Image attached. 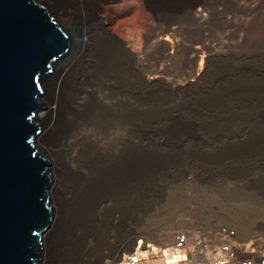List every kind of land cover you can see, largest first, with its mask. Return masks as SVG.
<instances>
[{
  "label": "rangeland",
  "instance_id": "obj_1",
  "mask_svg": "<svg viewBox=\"0 0 264 264\" xmlns=\"http://www.w3.org/2000/svg\"><path fill=\"white\" fill-rule=\"evenodd\" d=\"M135 1L134 37H122L152 119L141 129L137 240L175 248L180 230L220 226L264 238V0Z\"/></svg>",
  "mask_w": 264,
  "mask_h": 264
},
{
  "label": "bare ground",
  "instance_id": "obj_2",
  "mask_svg": "<svg viewBox=\"0 0 264 264\" xmlns=\"http://www.w3.org/2000/svg\"><path fill=\"white\" fill-rule=\"evenodd\" d=\"M36 1L47 6L70 38L68 51L42 78L45 91L38 101L46 109L35 116L42 129L36 144L50 161L52 177V221L40 264H192L188 254L199 231L180 230L188 233L184 247L174 242L177 232L175 248L146 240V247L144 240L137 246L141 129L152 119L140 112L137 56L122 37L134 34L136 1L122 6L114 4L119 0ZM146 4L177 10L182 0ZM176 128V134L190 130ZM217 231L203 232L216 243L209 252L222 243Z\"/></svg>",
  "mask_w": 264,
  "mask_h": 264
},
{
  "label": "water",
  "instance_id": "obj_3",
  "mask_svg": "<svg viewBox=\"0 0 264 264\" xmlns=\"http://www.w3.org/2000/svg\"><path fill=\"white\" fill-rule=\"evenodd\" d=\"M69 45L47 6L0 0V264L41 263L52 221V177L50 161L36 144L42 129L35 116L46 109L38 101L45 91L42 78Z\"/></svg>",
  "mask_w": 264,
  "mask_h": 264
},
{
  "label": "built area",
  "instance_id": "obj_4",
  "mask_svg": "<svg viewBox=\"0 0 264 264\" xmlns=\"http://www.w3.org/2000/svg\"><path fill=\"white\" fill-rule=\"evenodd\" d=\"M187 232L178 231L175 235V244L184 247L188 243ZM217 236L222 243L211 247L210 237L205 233H197L194 241V252L191 255L192 264H264V238H242L238 232L229 226L218 227ZM211 253V254H210Z\"/></svg>",
  "mask_w": 264,
  "mask_h": 264
}]
</instances>
